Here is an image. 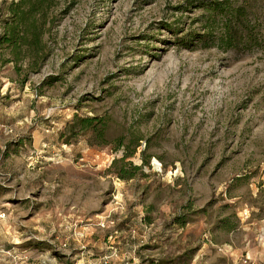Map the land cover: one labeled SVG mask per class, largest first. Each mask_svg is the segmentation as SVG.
<instances>
[{
  "label": "rangeland",
  "instance_id": "1",
  "mask_svg": "<svg viewBox=\"0 0 264 264\" xmlns=\"http://www.w3.org/2000/svg\"><path fill=\"white\" fill-rule=\"evenodd\" d=\"M190 1L67 0L42 69L0 70V264H264V0L227 51ZM74 114L143 137L133 179Z\"/></svg>",
  "mask_w": 264,
  "mask_h": 264
},
{
  "label": "trees",
  "instance_id": "2",
  "mask_svg": "<svg viewBox=\"0 0 264 264\" xmlns=\"http://www.w3.org/2000/svg\"><path fill=\"white\" fill-rule=\"evenodd\" d=\"M66 1L3 0L0 3V70L10 66L16 81L23 84L27 75L42 69L52 54L50 43L54 40L59 23L58 6L65 5ZM196 2L208 16L204 21L206 25L203 33L193 37L203 48H207L210 41L224 51L247 48L257 42L255 33L258 27L251 26L252 13L249 6L237 3L236 0H193L188 4L192 6ZM213 24L219 27L218 35L213 33L217 27L211 30ZM111 122L110 116L74 114L65 123L61 133L63 143L69 145L83 138L89 147H109L113 153L120 152L108 172L120 180H131L140 167L126 160L141 150L143 137L128 131L113 134ZM139 153L143 156V149ZM146 163L143 161V164ZM176 223L179 224L178 221ZM224 228L232 230L229 224H225Z\"/></svg>",
  "mask_w": 264,
  "mask_h": 264
}]
</instances>
